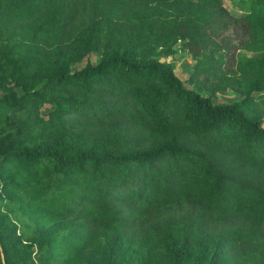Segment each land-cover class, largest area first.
I'll list each match as a JSON object with an SVG mask.
<instances>
[{
    "label": "trees",
    "instance_id": "1",
    "mask_svg": "<svg viewBox=\"0 0 264 264\" xmlns=\"http://www.w3.org/2000/svg\"><path fill=\"white\" fill-rule=\"evenodd\" d=\"M235 6L0 0V107L25 112L0 137L5 264H264V0Z\"/></svg>",
    "mask_w": 264,
    "mask_h": 264
},
{
    "label": "rangeland",
    "instance_id": "2",
    "mask_svg": "<svg viewBox=\"0 0 264 264\" xmlns=\"http://www.w3.org/2000/svg\"><path fill=\"white\" fill-rule=\"evenodd\" d=\"M226 7H228L231 11L238 13L239 10L235 6L236 0H223ZM48 55V54H47ZM87 59H90L92 62H96L99 59V56L95 53H90L85 56H78L76 60H71L69 65L72 70L81 68L85 65ZM166 62H170L174 68L175 74L183 81L185 87L189 89H195L194 84L189 80L190 74L194 67V60L192 59L191 55L184 49L181 48L180 44L176 45V52L164 59ZM10 84V83H9ZM1 86V85H0ZM10 86V85H9ZM15 90L18 94L22 93V89L20 87H15ZM3 94V89L0 87V96ZM241 97L240 94L236 93L235 91L228 89L224 94H219L212 98V102L214 104H224V103H231L233 101L238 100ZM50 107L44 106L41 110V114L46 116L47 111ZM6 114V116H4ZM0 137H5L7 134L13 135L15 134V126L19 124L22 119L25 117V112L18 109V107L8 108V107H0ZM264 127V122L262 123ZM5 165V164H3ZM3 165H0L2 167ZM2 171V170H1ZM0 171V172H1ZM3 173V172H2ZM11 173H9L10 175ZM5 175V174H4ZM2 179H0L1 184ZM2 196L5 197V193H1ZM25 209V208H21ZM29 212L35 218V221L39 228L46 230L54 234H61L62 232L68 228L67 225L73 223V221H67L61 219L60 217L55 216H46L40 213H34L33 210H29ZM63 220V221H61ZM67 224H66V223ZM74 225H78V222H74ZM74 226H72L73 228ZM101 236V235H100ZM105 236H111L109 234ZM107 241H109L107 239ZM104 241L102 244L95 248L96 250V258H102L105 253H107L109 243ZM110 242V241H109ZM90 245L86 248L88 250ZM0 259L1 254H0ZM221 264H241L238 259L233 256L228 255L226 251L223 252V256L221 259Z\"/></svg>",
    "mask_w": 264,
    "mask_h": 264
},
{
    "label": "water",
    "instance_id": "3",
    "mask_svg": "<svg viewBox=\"0 0 264 264\" xmlns=\"http://www.w3.org/2000/svg\"><path fill=\"white\" fill-rule=\"evenodd\" d=\"M0 254H1V258H2V263L5 264L4 254H3V252H2L1 244H0Z\"/></svg>",
    "mask_w": 264,
    "mask_h": 264
}]
</instances>
